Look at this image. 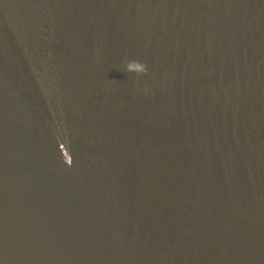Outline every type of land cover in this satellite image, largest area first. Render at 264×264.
Listing matches in <instances>:
<instances>
[{
	"label": "water",
	"instance_id": "water-1",
	"mask_svg": "<svg viewBox=\"0 0 264 264\" xmlns=\"http://www.w3.org/2000/svg\"><path fill=\"white\" fill-rule=\"evenodd\" d=\"M0 264H264V0H0Z\"/></svg>",
	"mask_w": 264,
	"mask_h": 264
}]
</instances>
